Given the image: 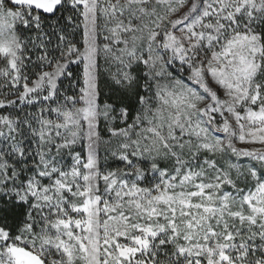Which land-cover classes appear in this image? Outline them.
Listing matches in <instances>:
<instances>
[{"label":"snow or ice","instance_id":"6c2138e0","mask_svg":"<svg viewBox=\"0 0 264 264\" xmlns=\"http://www.w3.org/2000/svg\"><path fill=\"white\" fill-rule=\"evenodd\" d=\"M0 264H264V0H0Z\"/></svg>","mask_w":264,"mask_h":264}]
</instances>
